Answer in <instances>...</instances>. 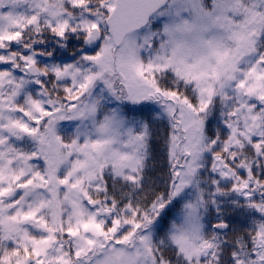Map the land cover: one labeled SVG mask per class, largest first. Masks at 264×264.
<instances>
[{
    "label": "snow or ice",
    "instance_id": "6c2138e0",
    "mask_svg": "<svg viewBox=\"0 0 264 264\" xmlns=\"http://www.w3.org/2000/svg\"><path fill=\"white\" fill-rule=\"evenodd\" d=\"M0 264H264V0H0Z\"/></svg>",
    "mask_w": 264,
    "mask_h": 264
}]
</instances>
